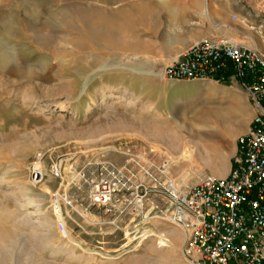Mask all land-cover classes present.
<instances>
[{"label":"rangeland","instance_id":"obj_1","mask_svg":"<svg viewBox=\"0 0 264 264\" xmlns=\"http://www.w3.org/2000/svg\"><path fill=\"white\" fill-rule=\"evenodd\" d=\"M221 1L0 0L2 18L22 15V35L11 37V54L27 55L25 65L46 75L42 80L10 72L16 67L27 74L20 67L23 60L0 72V264H187L182 230L154 211L116 222L103 211L84 218L73 213L64 237L48 208L60 180L48 177L33 186L27 167L39 152L45 165L67 161V171L99 161L121 164L127 160L123 150L131 148L168 160L169 173L183 186L208 173L227 176L237 139L252 118L246 92L235 83L163 76L165 66L188 45L210 38L218 18L213 6ZM236 1L241 6L236 25L225 26L221 37L242 42L251 37L264 54V32L250 27L260 0ZM90 10L99 18L96 25L84 21ZM52 13L60 22L79 19L77 30L49 24ZM32 15L40 16L39 28L32 25ZM90 63L95 64L90 72L78 71ZM76 69L80 78L73 74ZM173 134L180 136V146L169 141ZM183 143L196 151L174 163ZM210 151L223 174L212 173ZM152 231L172 246L159 245L155 236L145 238ZM135 237L141 239L137 250H118L124 239Z\"/></svg>","mask_w":264,"mask_h":264},{"label":"built area","instance_id":"obj_2","mask_svg":"<svg viewBox=\"0 0 264 264\" xmlns=\"http://www.w3.org/2000/svg\"><path fill=\"white\" fill-rule=\"evenodd\" d=\"M258 5L250 27L263 33L264 0ZM248 39H201L163 69L167 80L235 83L246 92L252 118L237 139L229 174H204L195 185L183 186L169 173L168 160L145 151L127 148L121 164L99 161L68 171L67 161L45 165L39 152L27 167L28 178L33 186L48 177L60 180L48 208L64 237L73 213L84 218L103 211L116 222L154 211L182 230L187 264H264V54ZM137 238L124 239L118 250H137Z\"/></svg>","mask_w":264,"mask_h":264},{"label":"bare ground","instance_id":"obj_3","mask_svg":"<svg viewBox=\"0 0 264 264\" xmlns=\"http://www.w3.org/2000/svg\"><path fill=\"white\" fill-rule=\"evenodd\" d=\"M10 8V7H9ZM45 11V10H44ZM55 11H56V9H55ZM8 12H9V10H8ZM19 12V11H18ZM46 12H49V11H47L46 10ZM5 13V12H4ZM11 13V12H10ZM16 13V12H15ZM14 13V14H15ZM13 14V15H14ZM28 14V13H27ZM42 14H44V12L42 13ZM47 14V13H46ZM9 15H11V14H9ZM8 15V16H9ZM23 15H24V13H23ZM31 15V14H30ZM2 16H3V14L2 13H0V72L1 73H3V72H7V70L5 71V65L6 64H11V63H18L17 61L19 60V62H21L22 60H23V65L21 64L20 65V67H21V69L23 68L24 70L25 69H27V74L25 73V72H20V70L19 69H15V68H13V69H11L10 70V72H13V73H15L16 75H20V74H22L23 76H25V77H28V78H30V77H32L33 75H36L35 77H37L38 79H42V80H45V78H46V75H45V72H43V70L42 69H38L39 71H34L33 70V68H31L30 66L28 67V65H25L26 64V58L27 59H29V57L27 56V55H21L19 58H17V57H15V54H11V52H10V44H11V37H16L17 38V36H19L20 35V33H21V29L18 27V25H19V23H20V21H21V19H22V15H15V16H17V17H14V16H11V17H8V18H5V17H3L2 18ZM24 17V16H23ZM25 17H26V15H25ZM40 16H34V15H32L31 16V18H30V20H31V22L33 23L32 25L33 26H35V28H39V25L41 24V20H40V18H39ZM76 17V16H75ZM75 17H73V18H75ZM29 18V17H28ZM57 19V18H56ZM56 19H55V16H53V13L51 14V15H49V17H48V20H49V24H51V25H56V24H60V25H57V27H59V28H64V29H70V31L72 30L73 32L75 31V30H77V28H78V25L80 24V22H79V19L75 22L74 21V19H70V18H64V19H62V21L60 22V21H56ZM97 19H99L97 16H96V11H92V10H90V11H88L87 12V14H86V17H85V19H84V21L90 26V25H96V22H97ZM59 20V19H58ZM23 21H25V20H23ZM100 21V20H99ZM106 22V21H105ZM68 32V31H67ZM66 32V33H67ZM78 32V31H77ZM129 32V31H128ZM69 33V32H68ZM67 33V34H68ZM72 33V32H71ZM74 34V33H73ZM21 35H22V33H21ZM69 35V34H68ZM107 35V34H106ZM24 36V35H23ZM23 36H22V38H23ZM126 36V35H125ZM137 38V37H136ZM14 39V38H13ZM15 40V39H14ZM26 40V39H25ZM70 43H71V45L73 46L76 42H77V39H76V36L74 35L73 37H71L70 39ZM136 40V39H135ZM139 42V41H138ZM68 43V42H67ZM115 43V42H114ZM123 46V45H122ZM138 46V45H137ZM61 47H63V46H61ZM68 48V47H67ZM66 48V49H67ZM73 49V48H72ZM69 50H70V47H69ZM52 51H54V50H52ZM57 51V50H56ZM71 51H73V50H71ZM55 52V51H54ZM77 52H78V49H77ZM13 53V52H12ZM46 53H48V52H46ZM53 53V52H52ZM69 54H70V51L68 52ZM38 54V53H37ZM36 54V55H37ZM40 55V54H39ZM47 55H49V54H47ZM66 55V54H65ZM72 55H73V53H72ZM67 56H68V54H67ZM69 56H71V55H69ZM45 57V56H44ZM17 58V59H16ZM16 59V60H15ZM55 59V58H54ZM57 59V58H56ZM59 59V58H58ZM62 59V58H61ZM53 60V59H52ZM36 61V60H35ZM57 61V60H56ZM37 62V61H36ZM35 62V63H36ZM93 63V62H92ZM97 63V62H96ZM98 63H99V61H98ZM52 65V64H51ZM96 65H98V64H96ZM37 66V65H36ZM50 66V65H49ZM48 66V67H49ZM80 66V65H79ZM92 66H95V64L94 65H91V63L90 64H88V66H81V70L78 68V71L80 72V73H84V72H90V70L92 69ZM12 67H14V66H12ZM19 67V66H18ZM26 67V68H25ZM42 67V66H41ZM40 67V68H41ZM38 68V67H37ZM94 68V67H93ZM22 69V70H23ZM61 70H62V68H61ZM9 71V70H8ZM71 71H73V70H71ZM79 72H77V69H76V71H73V74L75 75V78H77V77H79L80 78V75L78 74ZM82 73V74H83ZM78 76H77V75ZM91 74V73H90ZM48 75V74H47ZM87 79V78H86ZM73 82H75V81H72V83ZM71 83V84H72ZM76 83V82H75ZM70 87H73L74 89H75V85H73V86H70ZM152 134H154L155 136H158V137H162V134H161V132L160 131H156V132H154V131H152ZM178 134V133H177ZM169 141L172 143V144H174V145H176V146H180V144H179V141H181L180 140V136L179 135H171L170 137H169ZM209 142V141H208ZM217 146V145H216ZM193 146H190V145H188V144H184L183 143V145H181V151H180V155H178V156H175V157H173V159H174V163L176 162V163H180L182 160H184L185 158H187V157H189V156H192L195 152L194 151H196V150H194L193 151V148H192ZM178 148V147H177ZM209 151V150H208ZM212 152L210 151V154H211ZM214 157H216L215 156V154L214 153H212L211 154V156H210V158H208L209 160H208V163L210 162V163H214V167L211 169L212 170V173H221V174H223V169L219 166V165H216L215 164V159H214ZM173 162V161H172ZM191 170V169H190ZM38 199V198H37ZM29 201V200H28ZM144 236H145V238H147V237H149V236H155V237H157V238H160L159 239V245H161V246H164V247H168V248H170L172 245H171V243H169V241H167L165 238H163V235L162 234H160V233H157V232H155V231H152V232H146V233H144ZM172 242V241H171Z\"/></svg>","mask_w":264,"mask_h":264},{"label":"crops","instance_id":"obj_4","mask_svg":"<svg viewBox=\"0 0 264 264\" xmlns=\"http://www.w3.org/2000/svg\"><path fill=\"white\" fill-rule=\"evenodd\" d=\"M217 6H213L215 9V12L218 16L215 22L211 24V33H210V38H219L223 34L222 32L224 31L225 26L232 27L236 25V19L238 17V11L240 10L241 6H239L238 2L236 0H223L221 2H218ZM258 9V7H257ZM249 11L246 9L245 12ZM257 10L253 9V12ZM251 12V14L253 13ZM257 13V12H256ZM249 14V13H247ZM252 16V15H251ZM228 21V22H226ZM194 43V42H193ZM231 168V162L229 163L226 172L224 175L229 174Z\"/></svg>","mask_w":264,"mask_h":264}]
</instances>
